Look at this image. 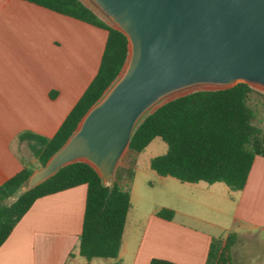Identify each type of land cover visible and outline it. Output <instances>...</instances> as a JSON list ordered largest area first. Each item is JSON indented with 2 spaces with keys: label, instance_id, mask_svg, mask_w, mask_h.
<instances>
[{
  "label": "crops",
  "instance_id": "1",
  "mask_svg": "<svg viewBox=\"0 0 264 264\" xmlns=\"http://www.w3.org/2000/svg\"><path fill=\"white\" fill-rule=\"evenodd\" d=\"M107 37L30 2L0 0V186L39 166L20 136L57 133L98 74ZM133 186L118 259L91 264H206L212 241L224 248L230 235L226 261L218 264H264V155H256L240 191L180 183L176 206L166 207L172 221L158 218L160 210L133 214ZM86 199L81 185L37 200L0 248V264H87L79 254Z\"/></svg>",
  "mask_w": 264,
  "mask_h": 264
},
{
  "label": "trees",
  "instance_id": "2",
  "mask_svg": "<svg viewBox=\"0 0 264 264\" xmlns=\"http://www.w3.org/2000/svg\"><path fill=\"white\" fill-rule=\"evenodd\" d=\"M55 13L107 31L108 37L98 74L52 138L22 134L30 150L44 167L74 134L85 114L104 96L117 80L129 55L125 35L107 24L81 0H24ZM251 86L239 83L221 91H200L163 105L147 115L135 129L129 152L143 153L157 138L167 144V152L154 157L150 168L160 177L180 183L225 184L232 191L242 190L248 180L256 155H264L263 130L257 125L258 111L250 105ZM35 171L25 167L0 186V248L35 202L81 185L87 186L86 208L79 254L87 264L94 259H118L128 213L132 207L131 191L134 169L118 172L112 193L98 173L86 163L60 169L57 174L7 204ZM174 212L161 209L156 216L172 221ZM226 246L213 240L206 264L226 261ZM151 264H174L152 260Z\"/></svg>",
  "mask_w": 264,
  "mask_h": 264
},
{
  "label": "water",
  "instance_id": "3",
  "mask_svg": "<svg viewBox=\"0 0 264 264\" xmlns=\"http://www.w3.org/2000/svg\"><path fill=\"white\" fill-rule=\"evenodd\" d=\"M87 1L125 35L127 61L13 203L76 163L91 166L111 194L118 164L147 115L190 94L239 83L264 92V0Z\"/></svg>",
  "mask_w": 264,
  "mask_h": 264
},
{
  "label": "rangeland",
  "instance_id": "4",
  "mask_svg": "<svg viewBox=\"0 0 264 264\" xmlns=\"http://www.w3.org/2000/svg\"><path fill=\"white\" fill-rule=\"evenodd\" d=\"M81 1L95 11L107 24L111 25L89 1ZM250 105L259 112L257 125L262 128V137L264 139V92L260 89H255L251 96ZM167 149V144L157 138L139 155L135 156L131 152L126 151L118 164L117 169L120 173L134 169L133 187L135 195L133 199V214L140 215L142 218L167 206H176V189L180 183L175 179L164 181L165 179H162L150 168L151 159L165 154ZM33 168L37 170L42 167L39 163L37 168ZM12 202L13 199L5 203L10 204Z\"/></svg>",
  "mask_w": 264,
  "mask_h": 264
}]
</instances>
